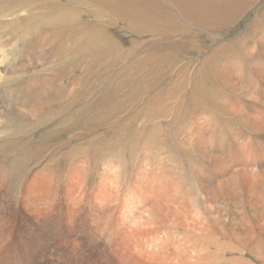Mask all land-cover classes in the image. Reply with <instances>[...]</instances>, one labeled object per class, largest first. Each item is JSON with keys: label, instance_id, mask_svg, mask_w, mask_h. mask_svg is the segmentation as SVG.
<instances>
[{"label": "bare ground", "instance_id": "6f19581e", "mask_svg": "<svg viewBox=\"0 0 264 264\" xmlns=\"http://www.w3.org/2000/svg\"><path fill=\"white\" fill-rule=\"evenodd\" d=\"M19 1L21 0H17V2L15 0H0V29H2V25H6L10 29L7 38L0 33V57L4 58L6 55L12 57L11 62L12 65H15V69L8 68V72L11 71L12 74H16L19 70L16 55L20 43L23 40V42H29L38 33H35L32 23L27 22L28 24L23 26L22 21L30 20L39 14L35 13L34 9H29L31 7L25 4L23 6H28L26 7L28 14L23 17L21 15L23 10L20 9L22 4H19ZM102 1L107 2L105 7L98 2H96V6L104 12V16L122 19L127 26L132 28L130 34L137 37V40L143 35L145 37L153 36V39L159 38V42H164L168 38L178 41L188 38L190 49L193 50L192 42L197 40L194 34L189 38V34L193 33V28L198 31L210 32L214 25L224 23L228 26V33L239 22V19L244 18L250 12L257 0H144L141 7H139L138 1L134 0ZM121 4L123 8L120 7ZM68 8L70 10V7ZM94 8L93 11L96 10ZM41 9L43 10V8ZM69 10L65 11V14L59 13L58 16L51 18L49 11V13L42 11L41 13L38 9L36 10L40 13L39 16L45 15L40 20L38 19L40 24L44 26L42 35L40 34L42 37L41 44L45 47V39L48 38L49 43L55 39L60 44V50L65 54L64 56L62 53L56 57L58 60L53 61L54 63L44 60L43 57L42 60L40 56L41 61L37 65H42L45 68L60 63L62 73L58 72L62 74V81L65 80V82L71 75L68 68L64 70L68 66V57L71 53L95 51L98 48L96 38H104L105 42L111 40L103 31L105 26L98 23L94 26L87 25L85 21L76 19L73 13L67 14L66 12ZM79 12L81 13V11ZM4 18L9 20L5 22ZM34 20L37 21V17ZM262 21L264 22V20ZM77 22L79 23L73 26ZM254 24L252 26H255ZM258 26L261 25L258 24ZM20 30H24L25 32L22 31L21 33L26 34H21ZM16 34L20 36V39L13 44L11 43L12 46H9L12 48L4 52L5 50L2 49H4L5 44H10L14 37L16 38ZM20 34L23 35V39ZM263 36L264 32L262 35L257 33L256 36L245 37L249 38L250 41L259 42L264 38ZM67 37L73 38L74 47L70 46L73 43H69L68 46L65 45ZM243 42H239L236 46L231 44L228 48L224 66L221 63L224 67L223 70L214 69L211 76L212 101L215 105H217V100L224 103L226 111L243 120L257 133L254 136L256 142L253 151L246 146L248 139H245L243 143L235 140L234 142L238 143L235 144L237 146H234L233 153L222 151V154L220 152L219 154H212L209 169L191 170L190 180L194 183L191 185L184 183L185 169H135L130 175L131 177H126L127 174L122 177L121 172H115L114 169H104L105 173L101 174L97 185L90 187L93 190L91 191L86 187L85 175L79 169H71L68 177L64 176L65 182H60L47 170L37 169L31 173L32 176L28 178L29 180L23 186L21 185L19 194L20 218H11L7 214H0V264H7V258L1 255V248H5L6 244L12 242L15 243L13 246L15 249L11 252L15 264H252L245 259L244 254L248 253L247 250L259 259L260 253H264V219L262 217L259 218V222L251 219L252 224L249 227L250 230H260L262 237L257 239L251 232L248 233L244 226L240 227L241 232L234 231L232 228L228 229L227 224L220 218L222 217L220 212H218V218L213 216L215 208L219 206L220 202L229 206L235 205L232 213L234 220L238 222L246 219L247 209L254 214L260 210L264 213V111L251 105L255 104L264 109V48L260 54L256 55L255 49L250 47L252 49L249 51L252 62L248 69L245 66L248 51ZM54 45L55 43H50L48 47ZM45 48L47 49V47ZM180 49L182 48L180 47ZM1 51L3 52L1 53ZM98 51L100 52V50ZM53 54L55 55V53ZM167 54V49L163 48L157 54H150V57ZM73 55L76 57L75 55L78 54ZM83 57L85 59V56ZM213 62L216 63L217 61ZM202 64L204 66V63ZM58 65L56 66L58 67ZM3 72L5 69L1 68L0 65V80L3 78ZM58 72L57 74H59ZM84 78L81 77L80 81L74 82L72 93L77 91ZM11 80L13 79L11 78ZM53 80L56 79L53 78ZM185 81H183L184 84H186ZM63 83L62 87L59 86L60 101L62 102L59 104V110L61 109L60 111L64 114L67 109L66 106H68L65 105L64 107V104L69 100L70 94L69 86L66 87L67 85H63ZM35 87L36 85L33 84L28 89H35ZM1 88L0 133L2 129L8 126L7 122L11 119L9 118L10 114L16 113L20 117L19 119L25 121V123L22 122L25 125L28 122L31 124L30 121H36V123L44 121L46 115L44 111L46 110L57 113L54 109L57 107L49 106L50 104L42 107L36 105L34 103L37 101L36 97L34 98L33 94L29 92L27 94L32 95L30 98L35 101L30 102V105L24 101L23 103L26 102L27 105L20 106L19 103L24 94L20 91L19 93L15 88L10 89L7 94L10 100L7 101V104L4 100L6 93H3ZM220 91L226 93L228 98L226 102L224 97L219 95ZM56 99L58 98L56 97ZM85 110L88 113V109ZM57 114L60 115V113ZM92 131L90 130L91 133ZM97 138L96 135L92 136L93 141ZM196 140V146L202 151L209 149L210 145L214 143L210 138L207 141L202 138ZM203 155L206 156L204 152ZM113 177L118 180H114ZM216 179H221L222 182L216 183ZM4 187L5 182L0 180V198L5 195ZM124 188H127L126 193L123 192ZM198 190L202 192L201 197L204 196V199H200ZM231 196H233L232 199ZM9 200L11 201V198ZM9 204L12 203L9 202ZM226 214L228 213L226 212ZM12 219H15L17 224L19 222L21 229L24 228L27 233L23 234L20 231L19 235L15 237L13 235L15 225L11 224ZM59 230H62L61 234L56 232ZM65 238H68L70 245L64 244ZM242 240L243 243L240 245ZM43 249L44 251L50 249L49 255H42ZM236 255H240V259H236ZM262 257L261 255V259H263Z\"/></svg>", "mask_w": 264, "mask_h": 264}, {"label": "rangeland", "instance_id": "374dc122", "mask_svg": "<svg viewBox=\"0 0 264 264\" xmlns=\"http://www.w3.org/2000/svg\"><path fill=\"white\" fill-rule=\"evenodd\" d=\"M15 1L17 2V0ZM35 1H19V4H22L20 5V9L23 10L21 12L23 17H26L28 14L26 12V9H28L26 7L28 6L31 7L29 9H34L33 11L39 15L41 11L50 12V18L58 16L59 13L65 14V11L69 10L68 7H70L69 12H66L67 14L73 13L76 19L85 21L87 25L91 24V26H94L98 23L99 25L105 26L103 27V31H105L104 33L111 40L105 42L104 38H96L98 48L95 51L71 53L68 57V66L70 65V67L67 66L64 69L66 70L68 68L71 75H69L65 82V80L62 81V74H60L62 73L60 63H58L59 65L56 63L53 67L46 66L45 68L42 65H37L41 61L40 56L41 59L43 57L44 60H49L51 63H54L53 61L58 60H56V57L63 53L60 50V44L55 39L50 42L55 43L53 47L51 46L52 48L48 47L50 44L48 38L44 40L47 49L41 44L42 28L44 26L40 24L41 22L39 20L45 15L36 16L37 21L34 20L36 17L22 21L23 26H26L28 24L27 22H30L29 24L32 23L31 25L35 29V33H38L29 42H23V40L20 43V48L16 55V58H18L17 62L19 63V67L17 68L20 71L18 70L16 74H12L11 71L10 73L8 72L11 68L15 69V65H12L11 62L12 57L7 55L4 58L0 57L1 68L5 69L3 78L0 80V88L3 86L1 88L3 90L2 92L6 93L4 100L6 102L10 101L7 94L10 89L15 88V90L20 91L25 96H22V100L19 103L20 106L27 105L28 103L30 105V102L33 103L35 101L33 98H30L32 95L27 94L29 92L33 94L34 98L36 97L37 101L34 102L36 105L41 107L48 106L49 104V106H55L57 108L54 109L60 115L53 113L51 110H46L44 111L46 113L44 121L46 122L36 123V121H30L31 124L28 122L29 124L26 123L25 125L22 123H25V121L19 119L20 117L16 113L9 115L11 119L7 122L8 126L5 127L6 129H2L0 133V136H2L0 140V180L5 182V187L3 188L5 195L2 193V196H4L0 198V214H7L11 218H20V189L29 180L28 178L32 176L31 173L37 169L47 170V172L57 177L60 182H65L71 169H79L85 175V183L88 189L93 185H97L102 176L101 174L105 173L104 169H114L115 172H121L122 177L126 174V177H129L135 169H185L184 183L185 185H191L194 184L190 180L191 170L209 169L210 163L212 162V154H219V152L222 154V151L225 153H233L234 146H237L235 144L238 143L234 142L235 140L243 143L245 139H248L246 146L253 151L256 142L254 136L257 133L243 120L226 111L224 103L219 100H217V105L213 103L211 76L214 69L217 71L223 70L224 60L231 44L236 46L239 42L242 43L244 41V47H247V54L250 56L247 55L245 60V66L248 69L252 62V56L249 51L255 49L254 53L256 55L260 54L264 48V38L259 42L250 41L249 38L256 36L257 33L262 35L264 32V28L262 29L264 27V22L262 21L264 20V0H257L254 7L250 9V12L244 18L239 19V22L228 33V26L224 23L217 26L214 25L210 32L198 31L193 28V33L189 34V38L193 34L196 35V42H192L193 50L190 49L188 38L180 41L168 38L164 42H159V38L153 39V36L149 35L145 37L143 35L137 40V37L130 34L132 28L127 26L122 19H116V17L107 18V16H104V12L96 6V2H98V4L101 3V6L105 7L107 2H103L102 0ZM134 1H138L139 7L143 6L141 3L144 0ZM25 4L28 6H23ZM122 6L121 4L120 7ZM93 8L95 11H93ZM37 9L39 12L36 11ZM4 20L7 22L9 19L4 18ZM78 23H74L73 26ZM253 24L255 26H252ZM258 24L261 26H258ZM2 26L0 33L4 35L3 37L7 38V33L10 29L6 25ZM260 29L263 31L261 32ZM22 31L25 32L24 30H20V33ZM23 35H21L22 39L24 38ZM243 36L244 38H242ZM19 39L20 36L16 34V38L14 37L10 44H5L2 50H5L4 52L9 51L12 48V44ZM72 39L67 37L65 39V45L68 46L70 45L69 43H73ZM240 39L246 40H241V42ZM237 41L239 42L237 43ZM73 45L74 43L70 46ZM163 48L167 49V55L150 57V54H157ZM52 49L55 55L52 53ZM97 50H100V52H97ZM224 53L226 54L225 56ZM73 54H78L80 60L78 59V55L74 57ZM72 55L73 57H71ZM83 56H85V59L87 56V59L85 60ZM207 61L209 62L207 63ZM213 61H217L218 63H214ZM202 63H204V66ZM56 65L60 68L58 69ZM48 67L50 68L47 69ZM118 68H121V70ZM181 73L185 74L181 75ZM13 75L17 77L15 78ZM81 77H85L81 86L77 91L72 93L71 90H73L74 82L77 83L80 81ZM53 78L56 80H53ZM61 81L64 82L63 85H67L66 87L69 86L70 94L69 100L64 104V107L68 105L66 106L67 111L65 110L64 114L60 111L61 109L59 110V104H62L59 92V86L62 87ZM33 84L36 85L35 89L31 88L34 92L28 89ZM23 88L25 91H23ZM219 95L224 97L225 102L228 100L224 91H220ZM24 101L27 104L26 102L23 103ZM251 105L264 111L263 107L255 104ZM82 108L83 110L81 111ZM85 109H88V113ZM48 111L49 113H47ZM99 114L101 115L99 116ZM90 130H93L92 133ZM93 135L98 136L94 141L92 140ZM199 138L206 141L210 138L214 143L210 145L209 149L202 151L196 146V139ZM203 152L206 155L205 157ZM113 179L118 180L116 177H113ZM221 182V179H216V183ZM126 189L124 188L123 192L125 191L126 193ZM90 190L93 191L92 189ZM197 193L200 195V199H204V196L201 197L202 192L200 190ZM10 198L11 201L9 200ZM232 198L233 196H231ZM9 202L12 204H9ZM234 206L220 202L219 206L215 208L213 216L218 218V212H220L222 216L220 218L227 224L228 229L232 228L234 231L241 232L240 227L244 226L248 233L251 232L257 239L261 238L262 234L259 229L250 230L249 227L252 224L251 219L259 222L260 217L264 219V213L260 210L254 214L247 209L246 219L238 222L233 218L232 211ZM15 223L16 220L12 219L11 224L15 225L13 230L15 237L19 235L20 231L23 234L27 233V230L24 228L21 229L19 222L18 224ZM56 232L61 234L62 230ZM63 242L66 245L71 244L68 238H65ZM242 243L243 240L240 245ZM10 244H6L5 248L2 247L4 250L1 248V255L7 258V264L9 262V264H15L13 263L11 255V252L15 249L13 247L15 243L12 242ZM45 251L43 249L42 255H49L50 249ZM247 252V254H244L247 261L252 264H264V253H260V258L258 259L251 251L247 250ZM261 255L263 259H261ZM235 258L240 259V255H236Z\"/></svg>", "mask_w": 264, "mask_h": 264}]
</instances>
